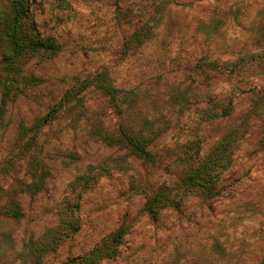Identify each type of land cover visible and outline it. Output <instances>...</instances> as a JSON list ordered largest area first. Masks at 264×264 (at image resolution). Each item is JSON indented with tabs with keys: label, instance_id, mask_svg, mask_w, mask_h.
<instances>
[{
	"label": "rangeland",
	"instance_id": "rangeland-1",
	"mask_svg": "<svg viewBox=\"0 0 264 264\" xmlns=\"http://www.w3.org/2000/svg\"><path fill=\"white\" fill-rule=\"evenodd\" d=\"M120 228L98 264H264V0H0V264Z\"/></svg>",
	"mask_w": 264,
	"mask_h": 264
},
{
	"label": "trees",
	"instance_id": "trees-1",
	"mask_svg": "<svg viewBox=\"0 0 264 264\" xmlns=\"http://www.w3.org/2000/svg\"><path fill=\"white\" fill-rule=\"evenodd\" d=\"M26 8H23L21 5L16 4L14 6V25L15 28L11 33V42L13 43L14 49L16 53H21V48H23L22 42L26 39H22L20 37V31L18 28L20 27L23 19L27 16ZM23 36V35H22ZM32 47V46H31ZM30 47V48H31ZM29 48V49H30ZM10 89V84L5 83L3 85V92L7 94ZM129 145L135 150L136 153L140 154L141 156H146L147 151L146 149L140 144L138 140L132 139L129 137ZM228 165V159H223L217 165L209 166L205 169V171H198L196 176L202 177L201 180L193 178V181L198 185L199 190H202L203 194L205 195H212L215 192V189L218 186V180L220 174L223 173L224 169H226ZM215 168H219L221 171H212ZM167 202V203H166ZM163 203L160 207L158 204ZM166 205L169 206H176L178 207L180 204L178 201L173 199H167L166 195L163 193L156 194L150 198H148L146 203V209L152 214L157 215L161 208H164ZM68 227L72 228L71 233H74L79 230L80 225L78 222L73 221L71 224H67ZM124 234V229L120 228L116 232H114L110 237L105 239L100 245H98L91 257L81 256L79 259L78 264H98L101 259L114 256L118 253V246L122 242V237ZM78 262V261H77Z\"/></svg>",
	"mask_w": 264,
	"mask_h": 264
}]
</instances>
